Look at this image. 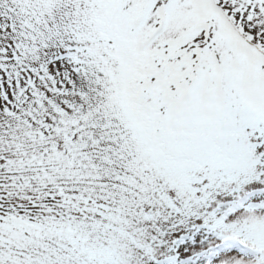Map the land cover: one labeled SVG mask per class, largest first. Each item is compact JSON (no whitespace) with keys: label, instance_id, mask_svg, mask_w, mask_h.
Instances as JSON below:
<instances>
[{"label":"snow or ice","instance_id":"1","mask_svg":"<svg viewBox=\"0 0 264 264\" xmlns=\"http://www.w3.org/2000/svg\"><path fill=\"white\" fill-rule=\"evenodd\" d=\"M0 264H264V0H0Z\"/></svg>","mask_w":264,"mask_h":264}]
</instances>
